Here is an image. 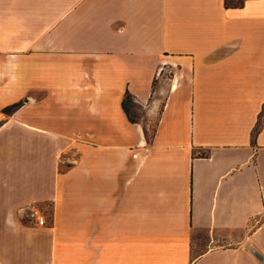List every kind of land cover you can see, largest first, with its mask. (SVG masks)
<instances>
[{"label":"crops","instance_id":"obj_1","mask_svg":"<svg viewBox=\"0 0 264 264\" xmlns=\"http://www.w3.org/2000/svg\"><path fill=\"white\" fill-rule=\"evenodd\" d=\"M0 264H264V0H0Z\"/></svg>","mask_w":264,"mask_h":264},{"label":"rangeland","instance_id":"obj_2","mask_svg":"<svg viewBox=\"0 0 264 264\" xmlns=\"http://www.w3.org/2000/svg\"><path fill=\"white\" fill-rule=\"evenodd\" d=\"M132 111H133V115L136 116V117H139V118H144V119H148V115L146 113V108L144 107H138L136 106L135 102L132 101ZM148 123H150V126L149 128L147 129V136L148 138H151L152 134H153V128H154V124H155V116H151L150 117V121H148ZM76 138V139H75ZM75 138L73 139L74 141H79V142H83L85 137L83 134L81 133H78L75 135ZM77 150V149H75ZM70 153H64V155L61 156L62 158V165H64V167H68L70 164H73V163H77L78 162V156H79V153L81 152L80 150H77V153L73 150H70L69 151ZM71 155V162L67 161V159L69 158V156ZM76 156V157H74ZM83 183V182H82ZM147 183H142V190L144 192H142V194L144 193V197H142L143 199V202L141 203H144L145 206H147L146 201L148 200V198L146 197V193H147ZM131 194L130 193L129 195H126L125 196V202H123V206H122V209L119 211V210H116V209H112V200L114 199V194L112 195L113 196V199L112 197H110L109 199V211L107 213L104 214L103 216V220L105 221V224H113L114 222H116L118 219H124V215L127 216L128 214L131 215V210L134 209V197H131ZM145 199V200H144ZM136 208V207H135ZM41 211L40 212L41 214H43L44 216V219L45 221L49 224L51 221H52V204L47 202V203H44L42 204L41 206ZM31 210V209H30ZM29 213V212H28ZM29 215V214H28ZM139 215L140 218H144V212H139L137 213V216ZM27 217V216H26ZM31 217V216H30ZM33 218V217H32ZM128 218V216H127ZM145 227V226H144ZM142 228V231H144V229L146 228ZM109 229V232H111V228H108ZM104 230V229H103ZM125 231H128L127 229H125ZM146 231V230H145ZM148 231V230H147ZM143 233V232H142Z\"/></svg>","mask_w":264,"mask_h":264},{"label":"trees","instance_id":"obj_3","mask_svg":"<svg viewBox=\"0 0 264 264\" xmlns=\"http://www.w3.org/2000/svg\"><path fill=\"white\" fill-rule=\"evenodd\" d=\"M225 3L226 5H233V6H238V5H241L244 3V0H225ZM132 101H133V98H132V95L130 92H127L125 94V97L123 99V107L125 108L129 118L131 120H136V117L133 115L132 111H131V106H132ZM22 103L21 100L19 101H15L7 106L4 107V110L5 111H12L14 110L16 107H18L20 104ZM258 129V127L256 128V130Z\"/></svg>","mask_w":264,"mask_h":264},{"label":"built area","instance_id":"obj_4","mask_svg":"<svg viewBox=\"0 0 264 264\" xmlns=\"http://www.w3.org/2000/svg\"><path fill=\"white\" fill-rule=\"evenodd\" d=\"M161 72V69L158 71V74ZM29 216L33 217V218H39L41 216V213L39 211L38 208L34 207V208H31V210L29 211Z\"/></svg>","mask_w":264,"mask_h":264}]
</instances>
